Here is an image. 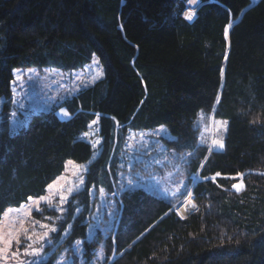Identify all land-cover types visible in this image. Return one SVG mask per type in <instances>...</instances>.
Wrapping results in <instances>:
<instances>
[{
  "label": "trees",
  "instance_id": "16d2710c",
  "mask_svg": "<svg viewBox=\"0 0 264 264\" xmlns=\"http://www.w3.org/2000/svg\"><path fill=\"white\" fill-rule=\"evenodd\" d=\"M187 9L190 0H0L5 105L17 68L77 69L94 54L103 66L93 85L0 135L1 220L44 194L68 159L90 161L95 148L80 135L99 122V153L63 216L45 222L57 215L48 204L33 212L57 225L40 264L64 251L72 264H264V0H199L192 21ZM202 112L227 121L223 148L200 143ZM163 125L164 148L191 155L197 207L184 218L175 209L188 191L174 203L118 178L130 131ZM95 192L107 203L99 219L113 220L88 237Z\"/></svg>",
  "mask_w": 264,
  "mask_h": 264
},
{
  "label": "rangeland",
  "instance_id": "374dc122",
  "mask_svg": "<svg viewBox=\"0 0 264 264\" xmlns=\"http://www.w3.org/2000/svg\"><path fill=\"white\" fill-rule=\"evenodd\" d=\"M198 4L199 0H195L194 3L190 2L191 9L187 10H190L195 15V7ZM17 76H20L19 80L17 79ZM102 76L103 66L97 54L93 55L89 63L77 69L65 70L53 66L40 67L36 65L15 69L13 80L15 83H12L13 90L11 101L9 104L5 105V101L7 99L5 97L0 98V135L5 128H8L10 133L18 131L20 128L28 124L34 112L51 109L58 102L67 97L73 96L83 88L93 85L94 82ZM64 113L65 112L63 110L58 111V115L61 118L67 119L68 115H64ZM94 121H96V123H93L92 121L89 125V130L80 135V139L89 142L95 148L92 159L98 155L101 144L99 122L97 119ZM224 122H226V124ZM199 123L201 126V144L208 142L211 147L220 148L218 144L213 143L214 141L219 140L222 141L224 145L223 139L227 130L226 120L212 118L210 121H207L206 117H204V112H202ZM163 136L169 138L172 137L171 133L164 125L147 130L130 131L124 150L118 160V178L122 186L144 188L147 191L153 192L175 203L180 199L183 193L189 189L186 163L189 161L191 155L189 153L178 156L175 152H168L164 148L162 140ZM92 159L88 162H79L74 159L67 160L63 173L57 177L66 178L65 180L60 181V183L64 185V195L67 196V200L63 204L60 203L59 193H57L55 189H53L52 192H49L48 187L44 194L32 197L33 200L39 199L41 196H49L52 199V207L57 210V215L51 216L48 214L47 217L50 219L45 222L50 224L52 219L54 220L58 216L60 218L63 216V212L65 211L70 198L84 186L86 181V171L88 170ZM69 161H72L73 163L69 164ZM76 165H84L87 170L77 169ZM136 165L138 168L134 170L133 167ZM80 177H83V184H80L79 182ZM57 178L50 184L57 181ZM68 187L73 188L71 195H69L66 191ZM189 192L190 190L188 193ZM93 195H97L98 197V201L96 203L97 206H95L94 209V216L96 218L93 217V220L90 223L88 237H91L93 232L98 228L105 230L107 227H110L113 220L111 213H109L107 220L103 218L99 219V211L104 209L107 203L103 193H99L98 195L95 192ZM188 198H191V196L188 195L186 199ZM183 202L176 207L178 213V207ZM42 204L47 203L45 201H41L39 209ZM28 205H32V201H29V199L20 206L8 208L21 209V213L19 217H17V214L14 212L11 213L6 220L1 218L0 227L7 230L6 226L12 221L13 217H17L15 227H19V219H24V227L28 228L29 234H32L33 231L38 233V230L40 231L38 234H43L39 226L41 222H39L38 225H35V230H31L34 222L32 220L33 212L36 208L33 205L31 216L27 217L24 213L27 212ZM7 210H5V212ZM179 215L182 217L180 213ZM52 226L57 229L56 224L53 223ZM23 237V234H21L20 245H16L15 242H13L11 250L8 254L9 258L7 260L0 258V264H17V259L11 257V252H16L17 248H19L20 252L19 259L22 260L39 261L40 259H44L50 255L49 250H51L50 244L52 243V240L45 238L44 241H38L35 245L36 247H42L43 249L39 257H25L23 252L25 244L29 243V241ZM101 253L102 251L99 250L98 254L100 255ZM56 264H72V257H66V252L64 251L59 256Z\"/></svg>",
  "mask_w": 264,
  "mask_h": 264
},
{
  "label": "snow or ice",
  "instance_id": "6c2138e0",
  "mask_svg": "<svg viewBox=\"0 0 264 264\" xmlns=\"http://www.w3.org/2000/svg\"><path fill=\"white\" fill-rule=\"evenodd\" d=\"M190 2L194 3L195 0H190ZM189 19H191V16L188 17ZM228 27L230 28L231 25L229 24ZM226 34H227V29H226ZM102 74V73H100ZM17 79H20V76H17ZM15 83V81L13 82ZM219 102V101H218ZM15 115V114H14ZM64 115H68V113H64ZM93 123H96V121H93ZM226 124V122H224ZM213 143L218 144L220 148H223V143L222 141H214ZM69 164H72V161L68 162ZM77 169L80 170H87L86 166L84 165H76ZM75 174V173H74ZM220 173H216V176H219ZM241 176L243 174H240ZM66 178L64 177H59L57 178V181H55L53 184L48 185V191L52 192L53 189L56 190L57 193H59V198H60V203L63 204L64 202H66L67 200V196L64 195V185L62 183H60V181L65 180ZM212 179L214 180L215 177H212ZM80 184L84 183L83 177H80L79 180ZM233 187L235 188H239L240 185H233ZM67 193L69 195H71L73 188L72 187H68L66 189ZM188 195L190 196L191 193L189 192ZM29 201H32V205H28L27 208V212L24 213L25 216L30 217L31 216V211H32V206L34 205L36 210L39 211V206L41 201H45L48 206L52 207V199L49 196H41L39 197V199L33 200L32 197L28 198ZM193 207H195V205L193 204ZM16 213L17 217H19L20 213H21V209H8L6 212L3 213V217L2 219H8L9 215L11 213ZM17 217H13L12 221L6 226L7 230H4L3 227H0V258L7 260L9 258V252L11 250V247L13 245V242H15L16 245H20L21 243V234H23L24 238L29 241V243L25 244V248H24V252L23 255L25 257L27 256H31V257H39L41 255V252L43 251L42 247H36V243L38 241H44L45 238L48 236L49 232H55L57 229L51 225L48 224H39L38 221H34L33 222V229L35 228L36 224H39L40 228L46 229L47 231L43 232V234H38L35 231L32 232V234H29V230L28 228L24 227V219H19V227H15V224L17 222ZM79 241H77V244L79 245ZM20 256V252H19V248H17L16 252H11V257L12 258H16L17 259V264H40L39 261L37 260H22L19 259Z\"/></svg>",
  "mask_w": 264,
  "mask_h": 264
},
{
  "label": "bare ground",
  "instance_id": "6f19581e",
  "mask_svg": "<svg viewBox=\"0 0 264 264\" xmlns=\"http://www.w3.org/2000/svg\"><path fill=\"white\" fill-rule=\"evenodd\" d=\"M184 15L188 18L189 16H191V20L194 19L195 15L193 12H191L190 10H186L184 12ZM189 19V18H188ZM193 204L196 207V203L194 202L193 199L188 198L186 199L179 207H178V211L179 213L182 215V217L187 216L195 207H193Z\"/></svg>",
  "mask_w": 264,
  "mask_h": 264
},
{
  "label": "water",
  "instance_id": "95a60500",
  "mask_svg": "<svg viewBox=\"0 0 264 264\" xmlns=\"http://www.w3.org/2000/svg\"><path fill=\"white\" fill-rule=\"evenodd\" d=\"M194 19H195V18H194ZM194 19H193V20H194ZM188 20H189V19H188ZM190 21H192V20H190Z\"/></svg>",
  "mask_w": 264,
  "mask_h": 264
}]
</instances>
